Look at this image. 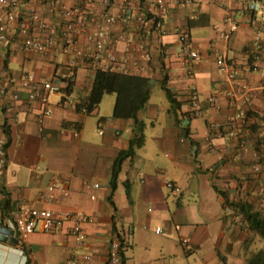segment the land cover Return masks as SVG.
Listing matches in <instances>:
<instances>
[{
    "label": "crops",
    "instance_id": "obj_1",
    "mask_svg": "<svg viewBox=\"0 0 264 264\" xmlns=\"http://www.w3.org/2000/svg\"><path fill=\"white\" fill-rule=\"evenodd\" d=\"M250 1L230 3L240 26L227 43L222 33L228 0L167 5L162 44L171 55L165 60L154 56L148 70L138 74L148 80L150 93L136 118L128 116V108L115 115L116 92H105L84 110L96 77L91 67H77L68 76L63 55L6 57L0 52V78L32 71L61 88L49 97L52 115L43 125L37 120L40 103L27 110L23 101L9 104L0 99V136L7 141V167L0 174V217H12L21 203H29L36 208L79 211L90 218L83 226L84 247L70 233L72 222H66L52 231H36L18 245L0 240V264H71L74 259L77 264H107L111 239L125 229L130 234L123 264H246L247 231L227 211L226 200H247L260 208L264 189V172L254 170L258 161L254 152L264 150V17L248 8ZM177 29L187 30L199 49L201 59L196 63L185 62ZM148 33L137 24L128 27V35L137 39L142 35L149 41ZM258 35L263 41L261 58L258 70L249 72L246 65L252 61L250 52ZM220 53L236 63L240 73L236 85L218 69ZM165 77L178 108L172 107L162 86ZM156 84L166 96L161 105L152 97ZM192 88L204 99L216 95L220 109L205 101L203 116L186 122ZM233 89L239 99L226 96ZM248 91L254 98L249 108L251 125L244 133L248 148L243 149L238 137L219 136L211 125L247 108L243 97H248ZM106 100L110 110L103 112ZM91 123L97 132L89 131ZM140 136L142 143L123 161L114 189L113 163ZM58 180L66 182L68 197L43 201L42 190ZM166 180L176 188H169ZM94 183L100 186L94 188ZM159 226L163 233L156 232ZM86 253L91 255L88 261L82 258Z\"/></svg>",
    "mask_w": 264,
    "mask_h": 264
},
{
    "label": "built area",
    "instance_id": "obj_2",
    "mask_svg": "<svg viewBox=\"0 0 264 264\" xmlns=\"http://www.w3.org/2000/svg\"><path fill=\"white\" fill-rule=\"evenodd\" d=\"M116 1L0 0V52L63 55L67 57L68 76H72L75 69L80 66L126 74H143L150 67L154 56L163 60L169 58L171 52L162 44V38L167 33L163 18L165 9L169 3L189 4L193 0H154L145 5L134 3L135 0ZM232 1L228 0L226 28L222 33L226 43L240 26L238 14L230 4ZM248 8L264 17V0H251ZM135 24L147 29L149 41L142 35L139 36L140 39L128 35V27ZM177 33L185 62L199 61L201 59L199 49L189 32L177 29ZM262 43L258 35L250 52L252 61L246 65L249 72L258 70ZM216 63L227 81L236 85L240 75L236 63L225 53L217 55ZM60 89V86L51 79L38 77L32 71L24 70L17 76L6 73L0 78V99H6L9 104L23 101L27 110H32L36 103L42 105L37 115L41 125L52 115L50 95L59 92ZM225 94L230 99H239L238 92L234 89ZM247 96L243 97L247 108H240L234 117L224 123L211 125V130L217 131L219 136L238 137L239 145L243 149L248 148L249 141L244 133L251 125L249 108L253 103L254 94L248 91ZM188 99L191 105L189 113L192 117L203 116L205 101L216 109L221 107L216 95L204 99L193 88L188 92ZM15 119H18V114H15ZM220 128L225 129L224 133ZM254 153L258 160L254 167L255 172H264V150ZM6 167L7 141L4 136H0V174L5 172ZM165 183L169 188H176L172 180H166ZM91 186L98 188L100 184L94 183ZM69 194L66 182L58 180L48 184L42 190L40 198L51 202L64 199ZM91 198L94 199L95 195L92 194ZM226 209L232 213L231 207ZM0 221L2 226L14 229L19 243L36 231L48 232L63 227L66 222H72L70 233L78 240L79 247H84L86 234L83 226L90 218L79 211L36 208L29 203H21L12 217H0ZM236 222L240 223L239 218H236ZM156 232L163 233V227H157ZM129 234L128 229H125L111 239L107 264H123V244ZM184 242L187 240L184 239ZM82 258L88 261L91 255L86 253ZM71 264H77V261L71 260Z\"/></svg>",
    "mask_w": 264,
    "mask_h": 264
},
{
    "label": "trees",
    "instance_id": "obj_3",
    "mask_svg": "<svg viewBox=\"0 0 264 264\" xmlns=\"http://www.w3.org/2000/svg\"><path fill=\"white\" fill-rule=\"evenodd\" d=\"M10 53H6L7 57ZM96 71V77L94 81L93 90L91 93V99L87 103V110L95 102L103 96L105 92H116L118 94L117 103L115 107V115H121V111L128 108V116H134L136 118V112L144 105L150 93V85L148 80L138 74L133 73H121L115 71H105L99 68H92ZM72 82L68 84V89L71 87ZM162 86L166 91L168 98L172 104V107L178 108L180 105L176 101L172 92L166 86V77L162 82ZM186 122L193 118L190 113L184 115ZM185 132L188 130L185 128ZM141 137L132 140L130 147L127 150L121 151L113 163L112 171V186L115 189L117 185L118 173L121 169L123 161L133 156L135 148L141 145ZM224 195V193L221 192ZM226 207H231L232 213L235 218H239L241 225L246 228L247 231L253 232L258 235L264 242V189L260 195V208L254 206L247 200H238L230 202L226 200ZM248 233V232H247ZM248 235V234H247ZM251 239L246 236L245 250L249 251L248 245ZM124 245V244H123ZM247 254V253H246ZM124 260V251H123ZM246 264H264V245L258 250L247 254Z\"/></svg>",
    "mask_w": 264,
    "mask_h": 264
},
{
    "label": "rangeland",
    "instance_id": "obj_4",
    "mask_svg": "<svg viewBox=\"0 0 264 264\" xmlns=\"http://www.w3.org/2000/svg\"><path fill=\"white\" fill-rule=\"evenodd\" d=\"M152 97H153V101H155L157 104L161 105L162 102L164 103V101L166 99V96H165L163 88H161L160 84H156V86L153 87V89H152ZM108 110H110V109L108 108V102L106 100L104 102V104H103L102 111L103 112H108ZM94 117H96V116H93V118ZM88 128H89V131H91L92 133L97 132L96 125H93L92 123L89 124ZM155 130L156 129H154V131ZM247 232H248L247 233L248 235H246V236H248V238L251 239V241H250V243L248 245V248H249L248 252L252 253L253 251L258 250L259 248H261L264 245V242L258 235L254 234L253 232H249V231H247ZM248 252H246V253L248 254Z\"/></svg>",
    "mask_w": 264,
    "mask_h": 264
},
{
    "label": "water",
    "instance_id": "obj_5",
    "mask_svg": "<svg viewBox=\"0 0 264 264\" xmlns=\"http://www.w3.org/2000/svg\"><path fill=\"white\" fill-rule=\"evenodd\" d=\"M0 240L14 245L19 244V239L15 236L14 229L2 225H0Z\"/></svg>",
    "mask_w": 264,
    "mask_h": 264
}]
</instances>
